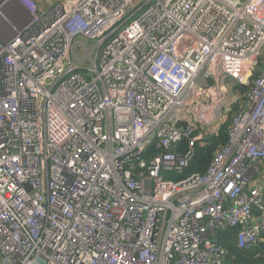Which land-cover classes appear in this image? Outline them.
I'll return each instance as SVG.
<instances>
[{"label": "built area", "instance_id": "built-area-1", "mask_svg": "<svg viewBox=\"0 0 264 264\" xmlns=\"http://www.w3.org/2000/svg\"><path fill=\"white\" fill-rule=\"evenodd\" d=\"M263 189L264 0H0V264H224Z\"/></svg>", "mask_w": 264, "mask_h": 264}, {"label": "trees", "instance_id": "trees-1", "mask_svg": "<svg viewBox=\"0 0 264 264\" xmlns=\"http://www.w3.org/2000/svg\"><path fill=\"white\" fill-rule=\"evenodd\" d=\"M257 72L253 73L247 85H238L236 87V92L240 96V99L232 105L228 114L222 118L218 125V129L209 140L208 145L202 149H198L193 165L186 173L187 175L191 173H204L216 151L227 144V132L231 125L232 118L239 112L240 103L249 92L254 79L257 78ZM184 177L186 176H178L177 179H182ZM236 233V229L230 228L219 229L215 233L218 244L225 249L227 253L224 264H264V244L260 243L258 246L248 249H238Z\"/></svg>", "mask_w": 264, "mask_h": 264}, {"label": "rangeland", "instance_id": "rangeland-1", "mask_svg": "<svg viewBox=\"0 0 264 264\" xmlns=\"http://www.w3.org/2000/svg\"><path fill=\"white\" fill-rule=\"evenodd\" d=\"M10 12L16 13V12H20V10L18 8H13V9L10 10ZM6 38H7V34H3V39H6Z\"/></svg>", "mask_w": 264, "mask_h": 264}, {"label": "crops", "instance_id": "crops-1", "mask_svg": "<svg viewBox=\"0 0 264 264\" xmlns=\"http://www.w3.org/2000/svg\"><path fill=\"white\" fill-rule=\"evenodd\" d=\"M263 191H264V189H263Z\"/></svg>", "mask_w": 264, "mask_h": 264}]
</instances>
